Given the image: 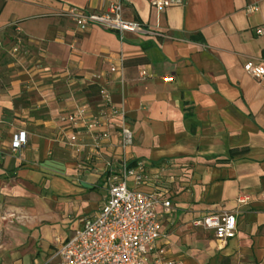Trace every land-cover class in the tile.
I'll return each instance as SVG.
<instances>
[{"label": "crops", "instance_id": "crops-1", "mask_svg": "<svg viewBox=\"0 0 264 264\" xmlns=\"http://www.w3.org/2000/svg\"><path fill=\"white\" fill-rule=\"evenodd\" d=\"M117 1L124 19L161 35L79 33L60 14ZM258 28L264 0H182L160 13L148 0H0V219L13 217L0 222V264H57V249L106 201L123 156L149 176L129 188L170 187L148 264H264V76L243 69L264 64ZM16 30L23 44L13 54ZM100 90L125 112L130 148ZM82 105V117L63 121ZM90 115L102 120L92 130ZM19 132L26 144L14 151ZM73 134L76 148L65 144ZM244 195L247 205L237 202ZM230 210L237 232L226 243L193 224Z\"/></svg>", "mask_w": 264, "mask_h": 264}, {"label": "built area", "instance_id": "built-area-1", "mask_svg": "<svg viewBox=\"0 0 264 264\" xmlns=\"http://www.w3.org/2000/svg\"><path fill=\"white\" fill-rule=\"evenodd\" d=\"M148 2L157 13H160L168 7L181 4L182 0H148ZM60 14L69 18L79 33L85 32L92 26H99L116 32L120 39L123 38L124 33L149 32L161 35L157 31L147 29L140 22L124 19L122 5L118 1L109 3L105 9L99 11L67 6L60 11ZM257 32L264 37L262 28H258ZM22 44V36L16 30L11 53H18ZM243 69L248 75L257 79L264 76L263 63L247 61ZM144 73L141 71V75ZM165 81L170 82L172 78L167 77ZM99 95L103 105L110 109L111 117L119 120L118 135L121 147L130 148L134 139L132 131L126 125L125 112L111 106L110 96L105 90H100ZM86 111V106L82 105L77 114H71L63 118V121L74 122ZM101 123V118L95 115H90L86 119L88 130L95 129ZM25 144V132L13 136L12 150L15 151ZM65 144L76 148L77 135H71ZM110 172L112 174L109 178L106 201L95 216L85 220L73 236L57 249L56 256L59 258L57 264H148L155 242L161 236V218L157 206H161L164 213L170 212V187L155 186L150 192L129 188L128 179L139 185L146 182L149 176L142 162L130 165L129 158L125 156L119 164L110 168ZM261 197L264 198V195ZM250 199V196L244 195L238 198L237 202L247 205ZM237 214V210L210 213L196 219L193 224L211 230L218 242L226 243L236 235ZM153 264L182 263L178 260L158 257L153 260Z\"/></svg>", "mask_w": 264, "mask_h": 264}, {"label": "rangeland", "instance_id": "rangeland-1", "mask_svg": "<svg viewBox=\"0 0 264 264\" xmlns=\"http://www.w3.org/2000/svg\"><path fill=\"white\" fill-rule=\"evenodd\" d=\"M1 221V224H5V223H11L12 222V220H13V217H12V215H2V218L0 219Z\"/></svg>", "mask_w": 264, "mask_h": 264}]
</instances>
